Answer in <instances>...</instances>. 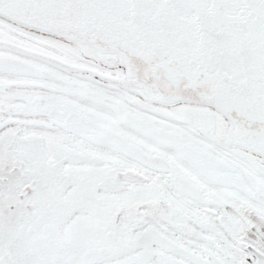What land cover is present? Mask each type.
I'll return each instance as SVG.
<instances>
[{"label": "snow or ice", "instance_id": "1", "mask_svg": "<svg viewBox=\"0 0 264 264\" xmlns=\"http://www.w3.org/2000/svg\"><path fill=\"white\" fill-rule=\"evenodd\" d=\"M0 264H264V0H0Z\"/></svg>", "mask_w": 264, "mask_h": 264}]
</instances>
